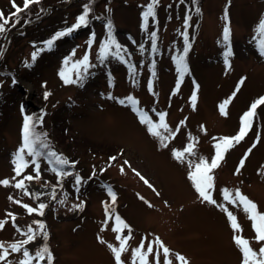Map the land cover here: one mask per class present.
Masks as SVG:
<instances>
[{
	"label": "rangeland",
	"instance_id": "rangeland-1",
	"mask_svg": "<svg viewBox=\"0 0 264 264\" xmlns=\"http://www.w3.org/2000/svg\"><path fill=\"white\" fill-rule=\"evenodd\" d=\"M151 1L96 0L85 26L47 48L50 39L46 38L76 24L90 0H38L39 4L30 5L37 18L8 32L16 8L13 0H0V13L8 19L0 32V60L6 64L0 72V181H9L0 184V221L5 222L0 242L5 246L26 239L29 225L38 231L39 222L48 235L47 239L37 235L24 246L33 255L47 246L52 264H116L108 248L109 244L119 246L118 233L112 230L116 215L131 229L123 264H132L131 249L142 240L146 250L147 243L157 237L170 250L172 264H181L176 254L189 264H241L234 235L247 239L257 251L264 244L255 241L252 222L243 209L227 203L222 193L223 189L232 193L239 189L264 213V104L257 106L245 137L225 152L211 173L216 204L202 202L189 179L190 164L201 157L210 163L214 145L222 137L237 135L242 115L264 97V55L258 47L264 37L257 32L264 17V0H196V10L188 8L193 0H158L154 17L145 22L142 13ZM23 3L15 0L21 9ZM56 6L64 11L52 13ZM35 20L39 22L36 26ZM226 23L230 30L227 46L223 40ZM109 24L120 52L109 45V52L101 58ZM186 41L190 45L185 56L188 72L178 84L173 57L183 54ZM228 46L230 67L224 62ZM85 54L87 70L83 65L74 68ZM77 71L83 80L65 84L60 73L75 80ZM194 91L195 106L190 99ZM129 96L154 123L159 122V113L166 114L168 128L159 130L169 137L166 147L140 122L126 99ZM225 101L227 114L222 115L220 105ZM24 102L30 103L28 108ZM39 105V114L45 117L43 127L54 140L48 150L69 161L63 167L69 175L58 177L47 157L37 158L39 179L25 180V188L18 189V180L36 175L26 154L29 163L20 176L13 160L22 145L24 117ZM54 113L59 118L57 126L51 121ZM61 120L66 129L59 132L57 127L64 126ZM189 144H194L193 153H185L183 161L175 159L173 150L183 151ZM63 147L78 159L77 164L65 156ZM242 158L244 165L237 172ZM109 187L116 195L114 204ZM40 203L46 205L43 215L29 214L23 207L36 208ZM81 203L82 208L74 207ZM220 205L236 216L238 232L234 233ZM9 213L21 232L13 229ZM119 235H128V230ZM157 248L154 245L149 264H163L162 250L159 257L155 255ZM22 251L10 252L0 264H19Z\"/></svg>",
	"mask_w": 264,
	"mask_h": 264
},
{
	"label": "snow or ice",
	"instance_id": "snow-or-ice-1",
	"mask_svg": "<svg viewBox=\"0 0 264 264\" xmlns=\"http://www.w3.org/2000/svg\"><path fill=\"white\" fill-rule=\"evenodd\" d=\"M38 2V0H24L23 3V9L15 5V0H13V6L16 8V11L12 13L13 16H15L17 13L23 11L24 9H27L30 4ZM157 3V0H152L151 3H149L145 9V11L142 13V16L147 22L149 17H154V5ZM90 11L89 7L85 5L84 12L77 18L76 24L72 25V27L66 29L65 31L56 33L55 36L52 37V39L46 41V47L51 48L53 45V42L65 35L70 34L73 32L76 28L85 26L88 23L87 15ZM199 11V9H197ZM225 21H227V11H225L224 15ZM8 23V19L4 17L3 13H0V32H3L5 30V25ZM185 24H187V19L185 20ZM109 28V39L108 43L103 46L101 49V58L104 57L109 52V45H115L117 54L120 52V46L116 44V41L111 36V25H108ZM257 32L261 34L262 37H264V17L261 18L259 25L257 27ZM230 37V30L227 25L225 24V27L223 29V40L228 45ZM151 38L153 41V49H155V38L156 33H151ZM91 41H89L90 43ZM261 55H264V39H262L259 42L258 45ZM190 48V45L185 42L183 54H180L178 56H174L173 59L177 65V72H178V81L179 84L180 81L183 79L184 75L188 72L187 64L185 61V56ZM40 50H37V52L32 53V59L35 60L36 56L38 55ZM231 49L230 46L226 48V51L224 53L225 56V65L226 67H230L228 62V57L231 55ZM120 59H123V57H119ZM87 61L88 56L85 54L82 60L77 61L75 65H73L74 68H77L80 65L84 66V70H87ZM67 62V61H66ZM61 78L64 80L65 84L69 83H76L77 81H82L83 76L79 71L76 73V79L73 80L67 73L61 72L60 73ZM240 83H243V79L240 81ZM198 87V86H197ZM235 94V93H234ZM233 94V95H234ZM48 93H45V98H47ZM127 101L130 103V105L133 107V110L137 112L140 122L145 124L147 126L148 132L153 135L161 138L162 145L167 146L166 141L169 139L168 136H162L160 129H167L168 126L165 123V113L161 112L159 113V122L154 123L147 115V113L143 112L142 110L138 109L136 107L137 101L131 96L126 98ZM191 101L193 103V106H195L196 101V92L194 91L191 96ZM121 103H124L125 101H120ZM228 101H225L223 104L220 105V111L222 115H226V104ZM264 104V97H261L257 101H255L250 109L246 111L242 117H241V127L239 129V132L234 137H222L219 139V141L214 145L216 151L215 155L211 158V162L209 163L204 158H200L199 162L191 165L190 168L192 169L189 172V179L193 183V187L199 194V197L201 198L202 202H207L211 204H216V201L213 199L211 194V189L213 188V176L212 171L219 167L220 162L224 159L225 152L233 147L234 144L239 143L247 134L248 130L252 126V120L255 116V110L258 105ZM35 125L33 124V118L31 116H25L24 117V123H23V129H22V145L17 150V152L14 154V160L13 163L15 165L14 171L17 176H20L21 172L25 167L28 166L29 161L25 160V154L31 158V163L35 166L36 175H28L24 177L22 180H18L15 183V187L18 189H24L25 188V180L31 181L33 179H39V164L37 162V158L41 157H47L49 159V162L52 163V171L56 172L57 176L61 175H69V173L63 171V167L65 165L69 164V161L62 157L61 155H58L54 151L48 150L49 145L45 143V141L41 138L40 134H37L34 131ZM170 135H174V133H170ZM255 145H253L254 147ZM194 150V144H189L183 151H176L173 150V156L175 159L183 161L185 157V153L192 154ZM251 151V149H249ZM247 153L245 154L246 157ZM110 159H115V157H111ZM127 163V161H125ZM244 165V158L241 159L239 166L237 167V172H239L240 168ZM123 171V168L121 169ZM138 176L140 174L136 173ZM142 180H144L143 176H140ZM76 181L79 184L80 177H76ZM145 183H148L147 180L144 181ZM9 183L8 180H2L0 181V184L7 185ZM151 187V185H149ZM108 193L112 199L113 204L116 200V195L114 192H112L111 188H108ZM223 198L224 200L232 205H236L238 207H241L243 211L248 216L249 220L252 222V228L255 232V241L256 242H264V213H260L257 210V206L254 202L249 200L246 196H244L239 189H236L234 193L230 192L228 189H223ZM11 199V198H10ZM141 199H143L141 197ZM16 203H20V201H16ZM61 203H63L61 201ZM151 206V205H150ZM23 207L26 208L27 212L29 214H32L34 212L39 213L43 215V209L46 207L45 204L40 203L38 207L33 208L29 207L28 205H23ZM74 207H83V203L79 205H75ZM220 207L227 212L228 219L230 222V226L233 229L234 233L238 232L240 230V225L237 222L236 216L232 214V212L228 211L227 208H225L223 205H220ZM106 215L109 212V209L106 208ZM13 221H15V217L12 216V214H8ZM4 221H0V228H3ZM38 223V231L34 230L31 225L28 226L27 229V238L14 242L11 244H8L5 246L4 243L0 242V261H6L7 257L11 253L20 252L22 249V259L19 261V264H39L40 261L46 260L47 264H52V254L49 251L47 246L42 247L38 251L35 252L33 255L30 253V251L25 248V245H29L33 240L36 239L37 235H42L44 239H47V232L44 230L45 226L43 223ZM125 229L128 230V235L121 236L119 233H122ZM112 230L118 235L116 236V239L119 241V246L114 247L113 245L109 244L108 248L112 252L116 264H123V261L121 259L122 253L128 251V241L131 239V229L130 226L121 219L118 215L115 216V224L112 228ZM99 239V238H98ZM233 240L235 244L237 245L238 249L240 250L242 254V260L241 264H264V244H261L260 248L257 250H254L250 246V242L239 236L234 235ZM101 243H104L103 240H101ZM154 245L158 246L156 249L155 255L159 257L160 251L162 250L164 260L163 264H172V262L168 259L169 249L164 246V244L160 241V239L157 237L154 241H149L147 243V248L145 250V244L142 240L141 243L131 249V258H132V264H149V256L150 254H153L154 252ZM10 250V251H9ZM176 259L181 262V264H189V262L186 260L185 257L176 254ZM158 264V262H157Z\"/></svg>",
	"mask_w": 264,
	"mask_h": 264
},
{
	"label": "trees",
	"instance_id": "trees-1",
	"mask_svg": "<svg viewBox=\"0 0 264 264\" xmlns=\"http://www.w3.org/2000/svg\"><path fill=\"white\" fill-rule=\"evenodd\" d=\"M40 1V0H39ZM158 1V0H157ZM152 2V1H151ZM38 4H39V2H38ZM95 4H96V0H90V3H89V8H91L92 10H94V6H95ZM181 4V3H180ZM31 5V4H30ZM181 6H182V4H181ZM187 6V5H186ZM196 7H197V5H196V0H193V4H191V3H188V8H194V10H196ZM176 8H178V6L176 7ZM40 9H42V7L40 8ZM156 9H157V6H156V4L154 5V12L156 11ZM57 11H64V9H63V7H58V6H56V8L54 9V10H52V13L54 12H56L57 13ZM37 13H35V11H32V8L29 6L27 9H24L23 11H21V12H19V13H17L15 16H11L12 18H13V23L12 24H10L9 26H8V28L9 29H7V32L8 31H12V29L14 30V29H17V28H20V27H22V26H24L25 25V23L28 21V20H34L35 18H37ZM39 21V20H38ZM35 24H34V26H36L37 24H39V22H37L36 20H35V22H34ZM92 25H95V24H92ZM39 28H40V26L39 27H36L35 28V30H34V32L36 31V30H39ZM63 31V30H62ZM62 31H60V32H62ZM57 32V31H56ZM75 32H73V33H70V34H68V36H66L65 35V37L63 36V37H61V38H63L64 39V41L66 40V39H68L67 37H70V36H72L73 34H74ZM56 34H53L52 36H50V37H48V38H46V39H52V37L53 36H55ZM45 39V40H46ZM5 62H4V60L2 59V60H0V72H2L3 70H2V66H4L5 67ZM16 73L15 72H12V73H10V75H15ZM0 106H1V104H0ZM32 109H34L35 111H33V113H32V115H31V117L33 118V124L35 125V128H34V131L37 133V134H40V136H41V138H43L45 141H46V143L49 145V147L51 148L52 146H53V144H54V140H53V138L51 137V135H50V133H48V130L46 129V128H44L43 127V121H44V116H41V114H39V112H40V110L38 109V108H32ZM37 109L39 110V111H37ZM41 109V108H40ZM58 118V116H57V114L56 113H54L53 114V116H52V123H53V125L54 126H57V125H59V118ZM62 121V120H61ZM64 121H65V119H64ZM63 122V121H62ZM63 124H64V122H63ZM57 129H59V132H61V131H63V130H65L66 129V127H65V124H64V126L62 125V126H60L59 128L57 127ZM61 144H62V142L61 141H59ZM89 147H90V145H88ZM50 148H48V149H50ZM53 148V147H52ZM52 148H51V150H52ZM66 150H68V151H66ZM63 151H64V153H65V156L66 157H68V159L70 160V161H72L74 164H77L78 163V159L77 158H75V156H73V154L69 151V149L68 148H66V147H63Z\"/></svg>",
	"mask_w": 264,
	"mask_h": 264
},
{
	"label": "water",
	"instance_id": "water-1",
	"mask_svg": "<svg viewBox=\"0 0 264 264\" xmlns=\"http://www.w3.org/2000/svg\"><path fill=\"white\" fill-rule=\"evenodd\" d=\"M30 104V103H29Z\"/></svg>",
	"mask_w": 264,
	"mask_h": 264
}]
</instances>
